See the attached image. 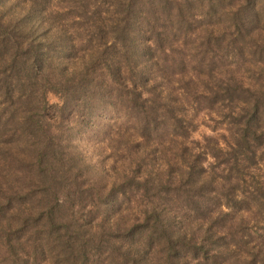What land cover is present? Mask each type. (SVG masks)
Returning a JSON list of instances; mask_svg holds the SVG:
<instances>
[{
    "label": "trees",
    "instance_id": "trees-1",
    "mask_svg": "<svg viewBox=\"0 0 264 264\" xmlns=\"http://www.w3.org/2000/svg\"><path fill=\"white\" fill-rule=\"evenodd\" d=\"M0 264H264V0H0Z\"/></svg>",
    "mask_w": 264,
    "mask_h": 264
},
{
    "label": "rangeland",
    "instance_id": "rangeland-1",
    "mask_svg": "<svg viewBox=\"0 0 264 264\" xmlns=\"http://www.w3.org/2000/svg\"><path fill=\"white\" fill-rule=\"evenodd\" d=\"M49 102L56 104L59 102V99L54 94L48 95ZM215 117V115L208 116L199 113L198 115H195V124L196 131L194 132L193 136L200 138V135H207L210 133L211 127H218L216 126V123H213L211 120ZM111 119L109 117H106L103 113L98 115L92 126L88 127L85 132H83L79 139L76 141L78 144L79 149L81 150L83 157L87 162H90L93 165V168H95L97 171H102L103 168L107 172L108 165L112 163V158L108 157L107 155L112 152V149L110 147H105V144L103 143V132L108 127V124H111ZM118 122L117 126L120 127L117 129L120 130H127L124 128H121V125ZM128 131V130H127ZM111 173H107L109 175ZM113 174H111L112 176Z\"/></svg>",
    "mask_w": 264,
    "mask_h": 264
}]
</instances>
